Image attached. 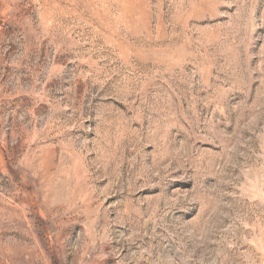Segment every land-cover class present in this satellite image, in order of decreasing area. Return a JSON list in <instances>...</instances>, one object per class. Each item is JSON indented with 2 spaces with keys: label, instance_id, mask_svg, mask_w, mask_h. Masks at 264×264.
<instances>
[{
  "label": "rangeland",
  "instance_id": "obj_1",
  "mask_svg": "<svg viewBox=\"0 0 264 264\" xmlns=\"http://www.w3.org/2000/svg\"><path fill=\"white\" fill-rule=\"evenodd\" d=\"M0 264H264V0H0Z\"/></svg>",
  "mask_w": 264,
  "mask_h": 264
}]
</instances>
